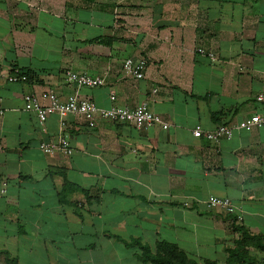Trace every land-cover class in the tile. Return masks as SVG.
<instances>
[{"label": "crops", "instance_id": "crops-1", "mask_svg": "<svg viewBox=\"0 0 264 264\" xmlns=\"http://www.w3.org/2000/svg\"><path fill=\"white\" fill-rule=\"evenodd\" d=\"M127 57L147 60L142 78ZM0 68L28 74L0 76V261L264 264V125L192 134L264 113V0H0ZM67 68L104 83L76 89ZM47 90L146 101L168 127L68 114L73 153L46 154L59 117L41 125L23 97ZM211 195L241 219L207 208Z\"/></svg>", "mask_w": 264, "mask_h": 264}, {"label": "built area", "instance_id": "built-area-1", "mask_svg": "<svg viewBox=\"0 0 264 264\" xmlns=\"http://www.w3.org/2000/svg\"><path fill=\"white\" fill-rule=\"evenodd\" d=\"M199 53H206L210 57L213 52L203 47H198ZM147 60L144 57H127L122 62V71L125 75L134 79H140L145 74ZM66 80L73 83L76 89L82 86H98L104 83L100 76L90 75L84 71H75L67 68L64 71ZM0 76L8 81L26 80L27 75L24 73H8L0 68ZM24 109L32 111L37 116L41 125L44 124L46 118L55 113L59 117L60 132L56 138L42 140L39 143V149L46 154L60 152L64 155H71L73 149L69 141L65 137L63 130L66 126V116L73 114L81 118L88 127H94L101 119H108L113 122L130 123L137 128L146 129L153 125H161L163 128L168 127L160 116L153 113L147 105L146 101H142L133 107L111 105L102 107L96 105L89 98L81 97L77 92L69 94L64 100L60 99L56 92L52 90L44 91L40 94L30 91L24 95ZM110 98H114L111 94ZM255 100L264 106V88L255 95ZM0 113L2 110L0 108ZM264 125V113H255L250 117L241 120L235 124H217L212 129H204L200 124L195 125L192 134L195 137H204L208 140H218L220 138H230L234 129L252 130L257 126ZM205 205L209 209H221L230 214H235V219L240 220L237 207L227 197H218L211 195L205 200ZM0 264H9L0 261Z\"/></svg>", "mask_w": 264, "mask_h": 264}, {"label": "trees", "instance_id": "trees-1", "mask_svg": "<svg viewBox=\"0 0 264 264\" xmlns=\"http://www.w3.org/2000/svg\"><path fill=\"white\" fill-rule=\"evenodd\" d=\"M24 74H26V72H24ZM26 75H27V77H28V74H26ZM255 238L258 239V237H255ZM261 240H262V238H261ZM169 247L175 249V246H174V245H169ZM8 263H9V262H8ZM9 264H11V263H9Z\"/></svg>", "mask_w": 264, "mask_h": 264}]
</instances>
